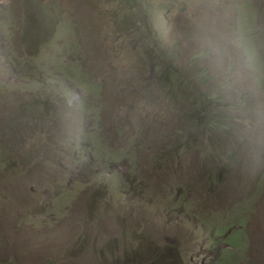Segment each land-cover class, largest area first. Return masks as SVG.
Masks as SVG:
<instances>
[{
    "label": "rangeland",
    "instance_id": "rangeland-1",
    "mask_svg": "<svg viewBox=\"0 0 264 264\" xmlns=\"http://www.w3.org/2000/svg\"><path fill=\"white\" fill-rule=\"evenodd\" d=\"M15 257L264 264V0H0Z\"/></svg>",
    "mask_w": 264,
    "mask_h": 264
},
{
    "label": "trees",
    "instance_id": "trees-1",
    "mask_svg": "<svg viewBox=\"0 0 264 264\" xmlns=\"http://www.w3.org/2000/svg\"><path fill=\"white\" fill-rule=\"evenodd\" d=\"M188 98H191L192 99V97H188ZM190 117V115L188 116V117H186L187 119ZM186 123H187V121H186ZM180 131V130H179ZM188 131V130H187ZM89 135H92V132L91 133H89ZM93 136V135H92ZM94 137V136H93ZM98 143H100V144H102L103 146H104V148H105V142H101L100 141V139H99V137H98ZM108 148V147H107ZM106 149V148H105ZM107 151V150H106ZM140 151V150H139ZM138 154V152L136 151V153H135V155H137ZM123 155H130V152H124L123 153ZM161 155H164L165 156V154L164 153H161ZM160 155V156H161ZM230 166H229V164H228V162L227 163H225L224 165H222L221 167H215L211 172H209V176H208V179L210 180V181H212L213 180V177L211 176V174H212V172H215V173H217V180H221V179H224L225 177H226V171L228 170H230ZM137 173H138V167L135 165L134 166V168L132 169V174H133V177H132V179L134 180V182H136L135 181V178H136V175H137ZM118 186H119V183H118ZM179 187H185L183 184L181 185V186H179ZM175 191H177L178 192V190L175 188ZM224 194V193H223ZM214 227H216V226H214ZM136 244H138L137 242H136ZM144 260V259H143ZM14 264H21V262H20V259L18 258V257H15L14 258ZM144 263H148V260H144ZM126 264V263H125Z\"/></svg>",
    "mask_w": 264,
    "mask_h": 264
},
{
    "label": "clouds",
    "instance_id": "clouds-1",
    "mask_svg": "<svg viewBox=\"0 0 264 264\" xmlns=\"http://www.w3.org/2000/svg\"><path fill=\"white\" fill-rule=\"evenodd\" d=\"M97 80H98V81H101L102 79H101V78H97ZM85 136L91 137L92 135H89V133H86V132H85ZM126 139H127V137H124V136H123L122 140L125 141L126 144H127V147H129L131 144L128 143V142L126 141ZM135 147H138V143H137V142H135ZM124 152H130V151H129V148H128L127 151H126L125 149H123V151H122V149H121V154H120V155H121V156H125V155H123ZM81 163H82V161H81ZM223 191H224V193H225V191H226V193H231V194L233 195V193H232L231 191L224 190V189H223ZM233 227H235V226H233ZM230 229H232V227H231ZM234 229H235V228H234ZM215 231H216V230H215ZM215 236H216V235H215ZM219 237H220V238H219ZM223 237H225V235L216 236V238H217L218 240H222V242H223Z\"/></svg>",
    "mask_w": 264,
    "mask_h": 264
}]
</instances>
